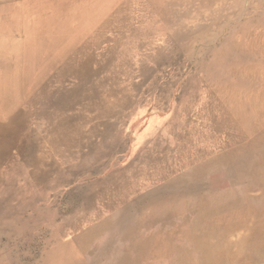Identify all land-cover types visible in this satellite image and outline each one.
I'll list each match as a JSON object with an SVG mask.
<instances>
[{
	"label": "rangeland",
	"instance_id": "rangeland-1",
	"mask_svg": "<svg viewBox=\"0 0 264 264\" xmlns=\"http://www.w3.org/2000/svg\"><path fill=\"white\" fill-rule=\"evenodd\" d=\"M145 2L150 13L144 19H123L128 22H121L126 28L123 33L118 34L110 24L114 29L107 32L109 41L95 54L101 64L91 66L92 74L106 68L100 79L113 74L117 78L108 83L109 90L117 93L113 114L98 110L105 108L99 104L108 95L104 87L99 99L82 97L84 90L89 96L99 89L95 83L92 89L86 87L84 70H77V75L67 71L65 83L56 86L52 81L55 72L49 70V79L42 83L47 85V89L42 86L46 94L28 113H23L26 104H22L9 116L10 121L29 120L25 131H20L19 145L7 150L8 158L0 162V264H88L93 253L87 242L102 237L106 224L119 219L117 235H134L127 224L138 226L149 217L128 212V205L159 191L167 196L170 192L166 191L178 181L177 192L157 200L159 207L171 208L172 213L159 217L160 223L154 226L139 224L143 241L160 231L165 237L156 243L159 255L139 264H210L208 255L221 248L226 255L220 253L216 264H264V231L254 232L264 223V0ZM11 8L20 7L11 0H0V19ZM20 13L10 20L11 28L18 27L11 29L9 37L18 36L16 41L28 43L26 34L38 29L31 25L28 33L18 31L14 21L29 22ZM71 20L61 17L49 25L70 40L62 43L70 47L66 53L57 57L49 50V54L44 38L33 39L30 51L11 49L15 39L8 38V47L0 49V73L16 65L24 67L31 55L35 56L34 67L43 60L41 67L54 61L58 71L70 67L77 57L88 55L91 61L86 46L90 26ZM97 22L95 30L105 23ZM145 26L148 34L137 38V30ZM120 45L131 47L112 57ZM14 56L18 57L16 64ZM63 100L68 112H57ZM222 115L223 120L235 121L240 132L222 128ZM65 126L69 130L64 131ZM233 132L240 134L239 141L231 138ZM52 138L60 146H42ZM51 149L53 160L48 155ZM62 156L74 159L62 164ZM218 157L224 160L219 169L208 167L200 173ZM33 160L40 161L36 165ZM146 165L144 182L132 183L120 204L109 207L97 198L107 178L138 171L141 176L140 169ZM229 189L237 205L232 209L225 208L230 199L226 195L216 198ZM214 199V204L224 208L209 209L204 215ZM83 226L89 230L80 231ZM251 234L263 240L252 242Z\"/></svg>",
	"mask_w": 264,
	"mask_h": 264
},
{
	"label": "bare ground",
	"instance_id": "bare-ground-1",
	"mask_svg": "<svg viewBox=\"0 0 264 264\" xmlns=\"http://www.w3.org/2000/svg\"><path fill=\"white\" fill-rule=\"evenodd\" d=\"M11 1L14 2V3H18V5L20 7L18 10L21 12L20 14H22L25 17H27V20H29L28 23H25V22H21L20 23V22L14 21V22H16L19 25L18 31H21V32H24V33H28V32H30V27H32V26H33V28L38 29V31H37V33H28V34H26L27 39H29L28 43L24 42L23 40L22 41H16V39L19 38L18 36H15V38L12 37V36L9 37L11 29H17V27H18L17 26V27L11 28L10 27L11 25H9V24L10 23L14 24V23L10 22V20L17 18V16L19 15V11L17 10V8H13V9L11 8L10 10L7 11V13H5L3 15V20H2V18L0 19V49L4 50L5 47H8L7 46V44L9 43L8 42V38L9 39L10 38L15 39V41H13L12 44H11V49L12 48L13 49L17 48V49H23V50H26V51L29 50V49L31 50V48H32V43L31 42H32L33 39L44 38L45 48L48 49V51L51 50L53 53L58 54V55H56L57 57H60L59 54L66 53L64 50L70 48V47L68 48L69 45H67L68 44L67 42H69L70 40H68L67 36H59V32L57 30H55V29H52L49 25H53L54 23L60 21L61 17H63V18L67 17V18H70V20L72 19L71 21L73 23H75V21H77L80 25H85V26L89 25L90 26V27H88V29L86 31V33L90 34L89 39H87V45L86 46H87V50H89L87 52L88 53L91 52V54H90L91 55V61L89 60V58H87L88 55L87 56H83L81 58L80 57H77V58H74V59L72 58L73 60L71 62L69 61L70 65H71L70 67H65L66 69H63L62 71L61 70L58 71L57 68L54 66V61H53V63L50 62V65H46L45 67H41L44 64V60H43L41 63H39L38 67H34L35 66V64H34L35 56L31 55L30 56V58H31L30 61H28V63L23 64L24 67H18V65H16V66L11 65V66H14V69L12 68L13 70H11L10 72L2 71V73H0V123L3 122L1 124L4 125V126H2L0 124V145H4V147H2L1 151H0V162L1 163L4 162L6 158H8V157H5L6 151L10 150V148L16 147V145H19V142L17 141V139L19 138L20 135H22V133L20 131H22V132H23V130L25 131V127L27 126V123H28V120H29L26 117L24 119H18V120H15V121H10L9 120V116L13 112L17 111L19 105H22V104H26V106H24L25 109L22 110L23 113H28V111H26V110L27 109L30 110L33 106H35L37 104L38 100L41 98V95L42 94H46V90L42 88V86H43L42 83H44L46 81V79H49V77H48V74H49L48 71L49 70L55 72L54 74H55L56 78H53V80H52L53 83L55 84V86H56V84L58 85L61 82H62V84L65 83V81L67 80L66 79V72L67 71H71V72H73V74L75 73L74 75H77V73H76L77 70H84V72H86L85 75L87 76V78L85 80H88L86 84H89L86 87L88 89L89 88L92 89V87L94 86V83H95L96 85H98L99 89H98L97 92H93V94H91L89 96H88V94H85V90H84L83 93H82V97H85V98L91 97L92 100L93 99H97L99 97V95H98L99 91L101 89H103V87H104L105 91H103V93H107L108 95H106V97H103L102 99H99V98L98 99H99V104H101V106H105V108L100 109V106H99L98 110H100L101 113L108 112L109 114L110 113L113 114L115 112L113 109H111V107L114 106L113 104H117V102L114 101V100L117 99V93L115 91L109 90L108 83L109 82L113 83V81H115L117 78H115L116 76L114 74L113 75H108L109 78H107L105 80L98 78L99 75H101L102 70L105 67L102 68L101 70H98L97 74H92L91 73L92 72V67H91L92 64L96 63V64L99 65V63H100V61L95 58V54H96L97 51H99L102 48V45H104L107 41H109L108 38H107L108 30L115 28L116 29L115 31L118 34L123 33L126 30V28L123 29V27L121 26L122 25L121 22L123 24H125V25L128 23V22H125L123 19H132V20H137V19H142V18L144 19V17L150 13L148 11V9H147V6H146L147 5L146 2H145L146 0H43L44 3H40V4H37L36 0H11ZM3 2L7 3L8 1H3ZM93 2H95L97 4L93 5ZM119 3L121 5H119L117 7V5ZM33 18H34V20H32ZM44 19L51 20V21H49L47 23ZM99 20L101 22H105V23H103V25H101V27L99 29L95 30L96 24L98 23L97 21H99ZM92 22H93V25H91ZM110 24H112L114 26V28L112 26H110ZM71 25H74V24H71ZM88 34H86V35H88ZM146 34H148V29L145 26V27L137 30L136 37L138 38V37H141V36L146 35ZM38 43H39V41H38ZM62 43H67L66 47H64V45ZM71 43H73V42H71ZM73 45H74V43H73ZM79 47L81 48V46H79ZM130 47H131L130 45H128L126 47L120 45L119 49L112 54V57L114 56V54L118 55V54H116L118 51H120V50L124 51V49L127 51V50L130 49ZM37 50H38V48H37ZM60 51H62V52H60ZM1 53L3 55H5L3 52H1ZM33 53H35V52H33ZM49 54H50V51H49ZM19 55H17V56H19ZM78 55H81V54L78 53L77 56ZM17 56L13 57V61H12L13 64H16V63H14V60L18 58ZM39 56H41V55H39ZM2 58H3V56H2ZM40 59H42V58H40ZM57 59H59V58H57ZM90 62H91V65H90ZM28 64H30V66ZM79 64H82L83 67H80ZM0 67H2V66H0ZM57 76H59V77H57ZM44 86L43 87L46 88L47 85H44ZM35 88H37V91L35 92V94H33ZM106 89H108V91H106ZM73 95L74 94H71V96H69V98L73 97ZM45 96H47V98H49L48 95H45ZM75 96H78V92L76 93ZM29 99H31V102H29V103L26 102ZM65 106H66V103L64 101L63 104H61V106H59L57 112H61V113L68 112L66 110L67 108ZM96 107H97V105L95 106V108ZM95 110L97 111V109H95ZM220 111H221V108H220ZM225 115H227V113H225ZM228 118H230V117H228ZM218 119H220V118H218ZM223 119H224V115H222V123H223L221 125L222 128H224L225 126H226V128L233 129V130L239 128V125L235 124V121L231 120V122H228L227 120H223ZM66 120H65V122L62 121V124H61L62 126L66 125ZM262 120H264V118H262ZM252 126H254V130H255L256 129V125L253 124ZM69 128L70 127H67V126L63 127L64 131H66L67 129L69 130ZM242 128H244V127H242ZM54 135H55V133H54ZM239 135H240L239 133H234L233 132V135L231 136V138L233 140L239 141V139H240ZM262 139L264 140V135L262 136ZM262 139H259V142ZM63 143H64V141H63ZM253 143L256 144L258 142L254 141ZM10 145H13V146H10ZM50 145L52 147L60 146V145H58V142H54L53 141V138H52V141H46V143H43L42 146L47 148ZM255 157H256V155H255ZM223 161L224 160L222 159V157L221 158L218 157L217 159H215L214 161H211V162L209 161L208 163H206V165H204L201 168V170H200L201 172L200 173L204 174V170H207L208 167H215L216 169H219L221 167V164H222ZM147 169H148V166L145 167L142 172L146 173ZM262 175H264V174H262ZM192 177H193V175H192ZM258 186H259V184H258ZM231 190H232V188H231ZM217 194H218V192H217ZM225 195L228 198H230L227 201V203H226L227 205H225V208L232 209L235 206H237L236 203H235L236 199L234 198L233 193H230V189L227 190L226 192H222L221 191V193H219L216 198H218L220 196L221 197H225ZM215 200L216 199H214L212 201L211 206L208 205L207 207H205V210L203 212L204 215H205V213H207V211L209 209H213L214 210V209H218L220 207L224 208V206H220V205L214 204ZM245 203H246V201H245ZM254 205H257V204H254ZM246 207H248V206H246ZM223 217H225V216H223ZM205 224H207V223H205ZM192 229H194V228L192 227ZM258 230L259 231H261V230L264 231V223L263 224H259L254 232H256ZM249 238L251 239L252 242H255V243L256 242L258 243V242L263 240V236L260 237V235H258V234L257 235L256 234H251V237H249ZM249 238H247L246 240H248ZM246 240H244V241L242 240L241 243L245 242ZM246 242H248V241H246ZM236 245H238V244H236ZM246 246H247V244H246ZM222 249L223 248H221V251H219V253H217V254H215V253H213V251H211V253L208 255V259H207L210 264H216L217 261H219L218 260V256H219L220 253H221V256L222 255H226L225 254V248L223 250ZM251 251L253 252V250H251ZM235 252H237V251H235ZM199 253H200V251H199ZM245 256H247V255H245ZM228 257H230V256H228ZM220 259H222V258H220ZM179 262H181V261H179Z\"/></svg>",
	"mask_w": 264,
	"mask_h": 264
},
{
	"label": "crops",
	"instance_id": "crops-1",
	"mask_svg": "<svg viewBox=\"0 0 264 264\" xmlns=\"http://www.w3.org/2000/svg\"><path fill=\"white\" fill-rule=\"evenodd\" d=\"M149 91L152 92V90L150 89ZM127 105L128 103H126V105L121 108L122 111L125 109V107H127ZM52 151L53 154L55 153V151L51 149L48 151V155L50 154L49 156L52 157L53 160L54 156L51 155ZM69 157L70 156H62V158L60 159L62 161V164H68L73 161L74 158ZM39 161L40 160H33L32 162H36L37 165ZM147 166L148 165L140 169L141 176L138 175L139 171L137 173H131V175L127 176L123 173H118L115 175L116 178L114 176H110L109 178H107L103 188H101V191L97 194V198L99 200H102V202H104L106 205H109V207H112L113 205L117 204L118 201L120 204L122 201L120 198L125 197L127 189L132 183H137L138 181H140V183L144 182L145 177L143 176L142 171ZM149 180H151V178ZM180 182L181 181H178L175 184L171 185V189L166 191L167 193L170 192L167 196H162V191H159L152 195L150 198L140 199L141 201L137 200L135 204L128 205L131 206L129 207L128 212H135L137 213V215H141L142 217H149L148 220L146 219V223L138 222V226L141 223L142 225L154 226L158 222L160 223L159 217L167 216L172 213L171 208L159 207L157 200L159 201L160 199H169L171 193L177 192V187L175 185L179 184ZM183 182H185V180ZM118 220L119 219L114 220L116 221V223L114 221H110L108 225H105L106 229L102 237H99L96 240L91 239L87 242V247L89 249H92L93 253L91 257L87 259L88 264H139L141 260L146 257L151 258L153 256L159 255L155 246L157 241L158 245L160 244L159 242H161V237L165 238L163 235L160 234L161 231L155 236L151 235L145 237L147 238V240L143 241L142 239L144 238L140 236V234H142L140 231L142 230L140 229V226L138 227L133 225V223H130L127 224V226L129 230H133V232L135 231V233L134 235L128 234L125 238L121 235H117V233L121 230V225L118 223ZM108 226L110 228H108ZM88 230L89 229L84 226L80 229V231ZM136 258H140V260H135Z\"/></svg>",
	"mask_w": 264,
	"mask_h": 264
}]
</instances>
